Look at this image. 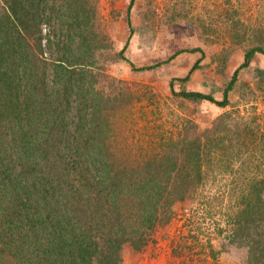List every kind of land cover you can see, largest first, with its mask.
<instances>
[{"label":"trees","instance_id":"trees-1","mask_svg":"<svg viewBox=\"0 0 264 264\" xmlns=\"http://www.w3.org/2000/svg\"><path fill=\"white\" fill-rule=\"evenodd\" d=\"M97 20L95 0H0V264H120L126 243L143 249L156 225L170 219L165 206L199 187L204 154L220 145L207 130L183 144L170 141V154L144 165L120 164L109 142L115 96L102 87L100 53L107 46ZM132 32L118 55L135 71L203 52L181 48L136 66L124 54ZM256 53L264 47L245 51L221 99L176 91L172 82L171 89L226 107ZM200 61L178 79L189 80ZM223 119L219 129L226 127ZM253 181L252 193L239 195L244 205L231 233L248 248L247 264H264V173Z\"/></svg>","mask_w":264,"mask_h":264},{"label":"rangeland","instance_id":"rangeland-1","mask_svg":"<svg viewBox=\"0 0 264 264\" xmlns=\"http://www.w3.org/2000/svg\"><path fill=\"white\" fill-rule=\"evenodd\" d=\"M95 2L107 46L100 53L106 68L102 87L115 96L109 142L120 164L144 165L170 154V141L183 144L207 130L221 140L204 154L199 187L165 206L171 207L170 219L156 225L143 249L126 243L120 264H247L248 248L234 242L231 232L244 205L239 195L252 193L250 185L264 173V54L256 53L240 70L226 107L177 96L170 82L176 91L199 90L221 99L245 51L264 47V0H134L132 27L131 0ZM132 29L124 54L136 66L165 60L181 48L203 52L186 51L155 69L135 71L118 55ZM198 58L200 67L190 79L179 80ZM221 119L223 129L217 125Z\"/></svg>","mask_w":264,"mask_h":264}]
</instances>
